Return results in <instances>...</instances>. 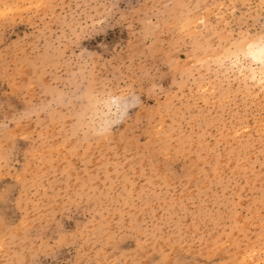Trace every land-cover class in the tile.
Instances as JSON below:
<instances>
[{
  "label": "rangeland",
  "instance_id": "374dc122",
  "mask_svg": "<svg viewBox=\"0 0 264 264\" xmlns=\"http://www.w3.org/2000/svg\"><path fill=\"white\" fill-rule=\"evenodd\" d=\"M261 28L264 0H0V121L81 64L141 98L105 141L10 125L0 264H264V68L221 64Z\"/></svg>",
  "mask_w": 264,
  "mask_h": 264
},
{
  "label": "clouds",
  "instance_id": "9594fccd",
  "mask_svg": "<svg viewBox=\"0 0 264 264\" xmlns=\"http://www.w3.org/2000/svg\"><path fill=\"white\" fill-rule=\"evenodd\" d=\"M141 23L144 37L151 38L158 25L147 17ZM261 37H264V28L251 39L257 41ZM79 67L81 70L71 72L66 81L54 80L44 85L40 101L27 105L26 110L10 120L0 121V141L7 138L10 125L22 121L60 125L69 137L85 143L110 139L114 130L129 119L130 111L140 106V95L133 87L113 88L85 71L83 64ZM12 157V150L0 143V167L10 165ZM4 198L5 194L0 192V199ZM13 264L26 262L19 259Z\"/></svg>",
  "mask_w": 264,
  "mask_h": 264
},
{
  "label": "snow or ice",
  "instance_id": "6c2138e0",
  "mask_svg": "<svg viewBox=\"0 0 264 264\" xmlns=\"http://www.w3.org/2000/svg\"><path fill=\"white\" fill-rule=\"evenodd\" d=\"M251 59L264 68V37H261L259 40L249 43L247 47L241 51L230 53L228 56L221 59V64L227 60L232 69H237L240 67L242 60ZM253 71V79L256 78L255 70ZM243 74V70H241ZM259 81L261 85H264V70L261 71L259 75Z\"/></svg>",
  "mask_w": 264,
  "mask_h": 264
},
{
  "label": "bare ground",
  "instance_id": "6f19581e",
  "mask_svg": "<svg viewBox=\"0 0 264 264\" xmlns=\"http://www.w3.org/2000/svg\"><path fill=\"white\" fill-rule=\"evenodd\" d=\"M252 42H254V41H252Z\"/></svg>",
  "mask_w": 264,
  "mask_h": 264
}]
</instances>
